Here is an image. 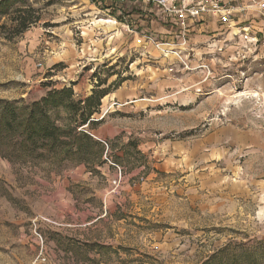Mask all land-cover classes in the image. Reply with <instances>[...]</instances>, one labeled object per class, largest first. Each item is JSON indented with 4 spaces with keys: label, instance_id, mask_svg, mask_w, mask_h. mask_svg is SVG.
<instances>
[{
    "label": "rangeland",
    "instance_id": "rangeland-1",
    "mask_svg": "<svg viewBox=\"0 0 264 264\" xmlns=\"http://www.w3.org/2000/svg\"><path fill=\"white\" fill-rule=\"evenodd\" d=\"M26 1L0 18V101L110 94L79 130L103 148L89 163L0 157V264H204L264 241V17L196 21L184 44L126 35L118 0Z\"/></svg>",
    "mask_w": 264,
    "mask_h": 264
},
{
    "label": "trees",
    "instance_id": "trees-1",
    "mask_svg": "<svg viewBox=\"0 0 264 264\" xmlns=\"http://www.w3.org/2000/svg\"><path fill=\"white\" fill-rule=\"evenodd\" d=\"M19 1L0 0V18L10 17L15 10L21 12L14 8ZM33 18L29 15L13 18L15 34L28 31L38 21ZM96 84L86 99L77 98L72 87L56 89L49 83L44 85L47 93L31 103L0 101V157L22 164L54 159L60 163L68 160L89 163L93 154L102 155L101 143L89 132L79 131L98 123L94 115L110 94L109 89H100L102 82ZM62 110L69 114L67 118L60 117ZM254 243L231 244L204 264H264V241Z\"/></svg>",
    "mask_w": 264,
    "mask_h": 264
},
{
    "label": "built area",
    "instance_id": "built-area-1",
    "mask_svg": "<svg viewBox=\"0 0 264 264\" xmlns=\"http://www.w3.org/2000/svg\"><path fill=\"white\" fill-rule=\"evenodd\" d=\"M119 3L141 5L143 10L147 6L153 9L164 19L171 22L174 29V37L179 36L182 43L189 40L190 30L194 31V24L205 26V18L216 19L221 24L231 25L234 19L238 21H250L252 16L264 17V0H118ZM123 8V7H122ZM122 14L119 12V15ZM117 19V18H116ZM114 19L115 26L118 21ZM129 34L133 29H129ZM173 37V38H174ZM104 143V142H103ZM106 146L107 144L104 143Z\"/></svg>",
    "mask_w": 264,
    "mask_h": 264
},
{
    "label": "crops",
    "instance_id": "crops-1",
    "mask_svg": "<svg viewBox=\"0 0 264 264\" xmlns=\"http://www.w3.org/2000/svg\"><path fill=\"white\" fill-rule=\"evenodd\" d=\"M123 9L125 11V16H124L125 22L122 25L126 35L135 37L136 34L139 35L140 33L145 32V33H151L154 37L169 36V39H172L174 37L173 31L175 28L173 27L172 23L170 21L169 22L167 21L166 23L164 19H162V17L158 15V13H156L155 11H149L147 8L143 10V7H141V5L139 4L131 5V6L129 5L127 7H124ZM151 17H154V19H158V22L153 21L152 24L149 25ZM205 20H206L205 27L207 29L214 28L216 22L214 18L206 17ZM129 29H133V33L129 34L128 33Z\"/></svg>",
    "mask_w": 264,
    "mask_h": 264
}]
</instances>
